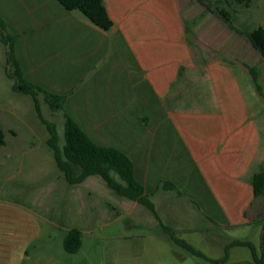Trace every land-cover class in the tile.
<instances>
[{
    "label": "crops",
    "instance_id": "0c3cea01",
    "mask_svg": "<svg viewBox=\"0 0 264 264\" xmlns=\"http://www.w3.org/2000/svg\"><path fill=\"white\" fill-rule=\"evenodd\" d=\"M102 1L113 23L108 31L57 0H0V67L6 66L9 80V65L22 67L41 91L40 109H49L42 92L56 94L63 117L72 118L94 145L132 162L155 214L107 187L113 194L108 199L92 193L86 223L100 221L106 204L113 211L107 226L120 222L122 230L111 239L139 242L138 250L104 254L106 264H158L162 253L146 249L156 240L183 259L191 255L159 223L196 249L186 236L205 241L210 230L256 222L252 178L264 171V105L249 72L192 54L180 0ZM97 178L76 185L64 180L86 187ZM65 203L70 208L66 197ZM45 212L30 202L0 199V264H92L69 258L80 254L63 248L71 229ZM233 241H210L211 248L220 247V258L198 251L213 264Z\"/></svg>",
    "mask_w": 264,
    "mask_h": 264
},
{
    "label": "rangeland",
    "instance_id": "374dc122",
    "mask_svg": "<svg viewBox=\"0 0 264 264\" xmlns=\"http://www.w3.org/2000/svg\"><path fill=\"white\" fill-rule=\"evenodd\" d=\"M207 1L230 13L235 30L232 31L223 25L196 0H180L181 11L183 14L186 13L184 17L186 38L192 54L197 59L210 58L222 61L229 67L243 70L245 74H248V68L255 70L257 83L261 89L260 101L264 105V60L241 34L250 32L258 26L264 28V0H254L251 8L247 10L232 8L229 0ZM5 69L6 66L0 67V128L5 141V144L0 146V199L30 202L34 211L41 213L46 211L45 213L53 218L60 217L66 229L84 230L80 254L71 256L70 259L76 257L77 260L84 259L92 264H106V260L101 257L106 253L138 250L139 242H116L111 239L122 230L120 222L107 226V215L113 214V211L107 208L106 204L100 206V221L94 218L86 223V216L91 215L88 208L92 206L93 194L96 192L100 198L107 199L113 194L100 178L97 179L103 184L99 180H93L86 187L69 186L66 183L48 146L49 134L37 118L31 98L13 90V81L6 77ZM212 93L215 106H220L222 103L216 101L219 97L214 91ZM40 112L46 121L55 125L58 146L62 149L64 146L62 110L51 112L43 106ZM62 188H67V195L61 194ZM65 197L70 206L68 209ZM253 211L256 222L252 225L222 228L221 231L210 230L208 236H205V241L199 235L186 236L187 240L212 259L222 256L220 247L209 246L210 241L215 239L221 243L233 240L249 242L259 255L261 247L264 248V195L255 200ZM180 212H183L181 215L184 216L186 211L181 209ZM162 242L152 241L146 247L148 252L156 250L162 253L158 264H210L203 258L188 256L181 251L178 253L186 256L179 259L175 255V250L166 242ZM227 260L226 264H251L252 256L248 248L236 247L229 251Z\"/></svg>",
    "mask_w": 264,
    "mask_h": 264
},
{
    "label": "trees",
    "instance_id": "16d2710c",
    "mask_svg": "<svg viewBox=\"0 0 264 264\" xmlns=\"http://www.w3.org/2000/svg\"><path fill=\"white\" fill-rule=\"evenodd\" d=\"M66 10H77L81 12L90 22L103 31H108L113 26L107 15L102 0H57ZM213 14L218 20L231 29L235 30L232 24L231 15L225 9L215 7L207 0H196ZM254 0H229L232 8L247 10L251 8ZM264 60V28L258 26L250 32L241 33ZM252 82L257 93L261 89L257 83L258 77L255 70L248 68ZM8 77L13 81V90L23 96H28L33 101L37 118L45 126L48 134V146L52 150L53 159L58 170L63 174L69 185H76L83 182L90 176H98L105 183L106 187L116 195L131 201H136L155 214L154 207L144 196V188L138 183L133 174V164L125 154L112 148L99 147L94 145L77 123L67 115H64V146H58V135L53 123L46 121L40 112L36 95L38 91L28 78L23 74L22 67L9 65ZM181 73L178 74V80ZM44 103L51 112L58 111V96L53 93L42 92ZM5 144L4 133L0 128V146ZM114 173L120 180L116 181L111 175ZM252 188L254 198L258 199L264 195V171L253 175ZM157 218V217H156ZM158 219V218H157ZM160 224L161 232L167 235L173 244L191 256L205 259L202 253L188 245L176 236V233ZM82 234L77 229H71L64 240L63 248L68 254H75L81 248ZM234 247H245L251 252V264H264V248L261 247L259 255L255 248L246 241H233L225 251V256L219 260H212L213 264L225 263L228 259V251ZM207 260V259H206ZM242 264V263H236Z\"/></svg>",
    "mask_w": 264,
    "mask_h": 264
}]
</instances>
